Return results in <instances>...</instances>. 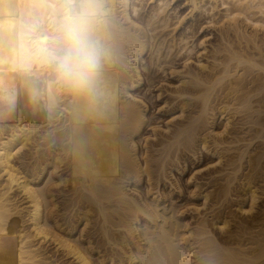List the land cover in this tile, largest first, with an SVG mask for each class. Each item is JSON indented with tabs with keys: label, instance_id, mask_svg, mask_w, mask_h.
<instances>
[{
	"label": "bare ground",
	"instance_id": "1",
	"mask_svg": "<svg viewBox=\"0 0 264 264\" xmlns=\"http://www.w3.org/2000/svg\"><path fill=\"white\" fill-rule=\"evenodd\" d=\"M189 1L192 2L190 7L195 8L192 11L210 14V20H207L210 26L212 22L228 25L222 38H226L230 31L241 32V24L245 22L254 29L264 27V0H221L224 13L222 12L218 22L214 20L217 5L212 6L209 1V8L206 2L203 3L204 0ZM98 3L103 15L95 26L94 35L102 47L101 66L94 90L85 92L59 80L50 66L40 62H32L28 72L21 70L18 58L11 51L15 31L22 23L38 19L43 31L50 36L54 34L50 16L53 9L60 6V0H0V174L3 175V189H0V264H51L46 260L48 257L36 259L39 257L34 252L37 250H34L36 245L32 249L31 244L28 247L24 244L28 237L18 227V217L12 215V211L17 208V205L13 208L15 204L12 205L13 199L9 198L14 188L27 200L29 226H32L34 232L32 235L43 241L51 240L65 255L73 258L76 264H105L106 258L111 264H264V213L254 212L258 214L250 215L249 212L247 219L241 222L242 220L237 221L241 218L236 220L237 213L234 214L236 218H232V214L227 211L229 218L223 208L218 211L222 205L226 207L231 201L234 202L231 195V201L226 199L228 204L224 198L232 190L230 188L233 185L230 184L234 181H240L244 195L250 200L249 211L253 210V205L258 200L257 190L254 189L258 186L254 185L252 175L254 171H257L255 174L264 172L263 52H258L260 58L257 56L259 59L256 60L247 57L250 55L234 54L233 51L228 52L230 55H219L220 52L214 47L213 52L217 51L218 55L211 57L218 63H205L201 60L202 54L198 52L194 64L192 53L197 46L194 47L195 41L194 44L191 43L192 37L187 31L193 26L189 23L191 27L187 24L183 29L176 30L181 19L178 20L180 16L172 15L173 10L168 9L170 2L167 0H98ZM148 3L154 4L147 7ZM230 3L233 8H237L233 9ZM245 11L253 12L257 18H250L244 14ZM175 18L177 22H174ZM204 42L205 40L202 43ZM148 52V61L144 62L143 55ZM205 53L203 54L207 56V52ZM178 57L181 65L176 68L174 61ZM231 62L234 65L246 63V69L242 71L246 74L255 72V67H260L261 72L256 70L258 75L252 74V81H249L250 75H239V66L235 67ZM167 64L171 66V74L174 70L178 71L175 74H179L180 83L178 87L171 88L172 92H169L170 96L164 102L172 104L173 110L178 109L180 120H176L174 128L168 126L165 129L168 134L163 133L165 135L160 138L163 140L156 137L159 142L157 140L155 145L163 147L161 153L142 158L144 156H141L138 144L144 128L149 125L150 116L148 118L145 99L142 100L133 91L145 81L148 88L153 86L156 75L152 77L151 72L154 70V74L155 71L165 73ZM234 67L238 72L233 70ZM142 68L147 72H143ZM245 78L252 84L247 92L244 91L247 88L245 84L249 83ZM220 84L222 86L217 88ZM218 91L221 95L217 94ZM254 91H259L258 96L262 93L261 96L253 95ZM215 94L220 96L215 97ZM157 97L160 98V92ZM220 100L227 101V105ZM233 101L234 106L237 105L233 106L235 114H244V117H240L244 121L230 120L229 117L234 118L235 115L231 108L232 112L229 114L232 115L228 114L227 122L222 126H215L218 114L225 117L226 111H230L229 107H232L229 104ZM221 103L223 105L219 107ZM187 107L190 109L185 114ZM9 120H12V125L7 126L5 123ZM227 132L233 133L232 136L221 137L223 141L218 142V137ZM247 133V138L241 136ZM4 135L6 136L3 137ZM209 137L215 143L211 144L216 145L213 149H209L211 147L207 145ZM241 141L246 142L239 144ZM253 141L259 142V146H254L255 153L253 150L254 154L250 153V157L248 156L249 167L253 172L246 174L243 172L245 167L242 162L246 159L245 154L251 152L252 149L248 148L252 147L250 145ZM226 142L232 146L237 144L234 147L240 145L239 149L244 148L236 156L229 157L232 161L226 158L229 160L227 163L230 162L227 165L230 168L224 164L227 168L216 172L220 175L216 174L218 176L215 180L224 181H220L221 184L216 182L217 186L213 188L216 190L213 192H219L217 188L223 189H220L221 199L224 198L226 203L217 202L220 207L216 206L218 210L213 211L215 215L212 214L211 219L206 215L203 218L201 216L193 227H189L188 221L182 216L183 209H180L174 198H169L170 193L162 192L161 184L159 186L162 178L167 177L166 165L173 158H180L181 155L175 153L178 150L187 149L197 154L206 148L205 150H212V154H216L213 151L218 150L217 146ZM173 149L175 154L172 156ZM28 150L36 151V157L35 154L32 155L34 162L32 170L30 169L33 174L28 170L31 176L23 174L15 162L17 158L25 159ZM226 150L228 152L229 149ZM225 169L227 172H224ZM239 171L245 174L239 175ZM132 185L136 195H133L134 190L132 193H129L132 189L128 191L131 188L128 186ZM59 190L65 193V202L62 203L65 210L73 216L70 217H76L78 222L83 220L86 226L93 225L92 228L98 232L101 238L96 244L98 247H93L90 242L85 246L78 240L81 238H75L79 236L72 235L76 228V222H71L73 219L66 229H61L58 225L59 220L54 215L58 206L54 192ZM234 191L235 189L232 192ZM239 191L242 192V189L238 193ZM215 193H205L203 196L207 200L209 196H215ZM239 195L236 200L242 198ZM238 205V210L246 215L248 210ZM209 206L212 207L210 203ZM258 221L262 222V232L247 237L259 226V223L256 224ZM214 229L219 230L218 236ZM30 239L27 240L30 242ZM101 247H105V254L102 253L104 255L101 254L98 261L94 260L93 251Z\"/></svg>",
	"mask_w": 264,
	"mask_h": 264
},
{
	"label": "rangeland",
	"instance_id": "2",
	"mask_svg": "<svg viewBox=\"0 0 264 264\" xmlns=\"http://www.w3.org/2000/svg\"><path fill=\"white\" fill-rule=\"evenodd\" d=\"M149 2H150V0H148ZM168 2H170L169 3V6H168V9H170V10H173V11H171V13H172V15L173 16H180L179 18H178V20L179 19H181V21H179V23L180 24H178L177 26H178V29L176 28V30H181V29H183L184 27H186L187 26V24H188V26L191 24V26H193V27H191V26H189V27H191V30H187L188 31V34L190 35V37H192V38H190V40H192L191 41V43H193V41H195V44H194V47H196V49L194 48V53H192V57L194 58V59H192V57H191V59H192V62L194 63L195 62V60L197 59L196 58V55L198 56V52L200 53V55H201V60L202 61H204L205 63L207 62V63H212L213 61H216V62H213V63H218L217 62V60L216 59H212L214 56L213 55H218V54H216L217 53V51H216V53L215 52H213V51H215V50H218V53H219V55L221 54V55H230V53H228V52H230V51H233L234 52V54H241V55H250V56H247V57H251V58H255L256 60L257 59H259L260 57L258 56V55H260L259 53H260V51L261 52H263V55H264V27H263V29L262 28H260L259 27V29H258V27L257 28H255L254 29V27H252V25H250L249 23H247V22H245V23H242L241 24V26L242 27H240V30H241V32H232V31H230V35L228 34V36H226V38H222L221 36L223 35L222 33H226V31L228 30V25L226 26H224V24H220V23H216V24H213V23H215V22H212L211 24V26L209 25V23L207 22V20L209 21L210 19V14L209 13H207L206 14V12H205V14H204V12L202 13L201 11H199V10H196V11H192V9H194L195 10V8H191L190 6H192V2L191 1H189V0H167ZM211 3H210V2ZM214 1V2H213ZM154 2H155V0H154ZM207 3V7H209V3L212 5V6H216L217 5V7H215V10H216V15L214 16V20L216 21V22H218V20H221V16L223 15V13H224V10H223V8H222V6L220 5L221 4V0H204L203 1V3ZM213 2V3H212ZM154 3H148V5H147V7L148 6H152ZM213 4H215V5H213ZM231 4V3H230ZM231 7H232V4L230 5ZM210 8V7H209ZM220 8V9H219ZM222 8V9H221ZM233 8V7H232ZM234 8L236 9L237 7L236 6H234ZM233 8V9H234ZM176 9V10H175ZM252 11H254V9L252 10ZM251 11V12H252ZM218 12V13H217ZM223 12V13H222ZM250 12L248 11V12H244V14H246V15H248L249 17L251 16H254L252 13H250ZM203 16H202V15ZM252 14V15H251ZM219 16V17H218ZM256 16H259V14L257 15L256 14ZM264 16V15H263ZM182 17H183V19H182ZM208 17V18H207ZM250 17V18H251ZM255 17V16H254ZM254 17H252V18H254ZM217 18V19H216ZM255 18H257V17H255ZM176 18L174 19V22H177L178 21ZM206 20V21H205ZM202 21H204V22H202ZM182 22V23H181ZM190 23V24H189ZM200 23V24H199ZM205 23V24H204ZM199 24V25H198ZM205 25V27H203L204 25ZM209 26H208V25ZM186 25V26H185ZM207 25V26H206ZM249 26V27H248ZM188 27V28H189ZM201 27H203V28H201ZM227 28V29H226ZM193 29V30H192ZM223 29V30H222ZM239 30V31H240ZM247 30V31H246ZM254 33V34H253ZM237 34V35H236ZM241 34V35H240ZM244 34V35H243ZM219 35V36H218ZM240 37V38H239ZM230 38V39H229ZM234 38V39H233ZM245 38V39H244ZM221 39V40H220ZM254 39V40H253ZM263 39V40H262ZM203 40H205V42L204 43H202L203 42ZM220 40V41H219ZM199 42H201V44L199 43ZM220 42V43H219ZM198 44H200V45H198ZM227 44V45H226ZM240 45V46H239ZM206 46V47H205ZM224 46H226V47H224ZM246 46V47H245ZM207 49V50H203V49H205V48ZM217 48V49H215V50H213V48ZM220 47V48H219ZM241 47V48H240ZM255 47V48H254ZM229 48V49H228ZM232 48V49H231ZM251 48V49H250ZM210 49H212V51L210 50ZM211 51L212 53H209V51ZM220 50V51H219ZM203 51H205V52H207V56L206 55H204V54H206L205 52H203ZM197 52V53H196ZM236 52V53H235ZM259 52V53H258ZM204 53V54H203ZM210 55H209V54ZM225 53V54H224ZM256 53V54H255ZM212 54V55H211ZM233 54V53H232ZM199 55V56H200ZM209 55V56H208ZM256 55V57H253V56H255ZM262 55V54H261ZM144 56V57H143ZM142 57L145 59L144 60V62H147L148 61V57H149V52L148 53H146L145 55H143ZM148 56V57H147ZM211 56H213V57H211ZM209 57V58H208ZM179 58V57H178ZM178 58H176V60L174 61V67H176V68H178V66L180 67V65H181V60H180V58L178 59ZM207 60V61H206ZM212 61V62H211ZM192 63V64H193ZM234 63H236V61L234 62ZM195 64V63H194ZM231 64H233L232 62H231ZM234 65V64H233ZM232 65V66H233ZM245 65L247 66V64L245 63H243L242 65H240V64H235L234 66L235 67H237V66H239V70L236 68L235 69V67H234V71L235 70H238V71H240L239 72V75H240V73H245V72H242V71H245V69H246V67H245ZM245 68H244V67ZM171 68V66L169 65L168 66V64L167 65H165V73L163 72H157V71H155V74H154V70H153V72H151V73H153V76L152 77H154L155 75V77H154V84H153V86H151L150 88H148V86H147V81H145V83H143V85H141V87H137V89H135V91H133L134 92V94L135 95H137L138 97H141V99L142 100H144L146 103H147V106H148V108H146L147 106L145 105L146 103H144V105H145V109H147V113H148V118H149V116H150V118H149V125H147V127H145L144 128V131H143V134H142V136H141V142H139V144H138V150L140 151V153H141V156L143 155L144 157H142V158H146V157H148V156H152V155H159V153H161L160 151L162 150V145L161 146H156L155 144L157 143V140L159 139L160 140V138H162L165 134H163V133H167V131L165 130V129H167V127L169 126V127H171L172 126V128H174L175 126L174 125H176L177 123H176V120H180V113H179V111H178V109H175L174 108V110H173V108H171V107H173V105L171 104V105H168V103H166L165 104V102H164V100L166 101V98L168 99V97L170 96V93L172 92L171 90L173 89V87H178L179 86V80H180V76H179V74H175V71L176 70H174V73H172L171 74V72H170V68ZM173 67V68H174ZM243 67V68H242ZM233 68V67H232ZM240 68L242 69V70H240ZM260 67H255L254 68V71L255 72H253V73H251V74H248L249 72H247V74L245 73V75L247 76V75H250V76H248V77H250V79H249V81H252L251 79L253 78V76H252V74H257L258 75V73H257V71L256 70H258ZM152 69H154V68H152ZM181 69V68H180ZM179 69V70H180ZM244 69V70H243ZM142 70H143V68H142ZM178 70V69H177ZM247 70H248V68H247ZM169 71V72H168ZM233 71V72H234ZM238 71H235V72H238ZM249 71V70H248ZM259 72H261V70L259 69L258 70ZM143 72H147V71H145V70H143ZM178 71H176V73H177ZM234 72V73H235ZM233 73V74H234ZM166 76H165V75ZM238 74V73H237ZM164 75V76H163ZM245 75H243V77L245 76ZM245 76V77H246ZM144 77L146 78V75H144ZM162 77V78H161ZM165 77V78H164ZM248 77H246V78H248ZM252 77V78H251ZM156 78H158V79H156ZM245 78V80L247 81L248 79H246ZM161 79V80H160ZM164 80V81H163ZM158 81H162L161 83L160 82H158ZM249 81H247L248 83H249V85L248 84H245V85H247L243 90L245 91V92H247L248 91V87L250 88V87H252V84H251V82H249ZM251 84V85H250ZM155 85V86H154ZM158 85V86H157ZM222 85L220 84L219 86H217V88H219V87H221ZM152 88V89H151ZM166 88V89H165ZM172 88V89H171ZM251 89V88H250ZM247 90V91H246ZM166 91V92H165ZM150 92V93H149ZM159 92H160V98H158L157 97V95L159 94ZM161 92H163V93H161ZM170 92V93H169ZM257 92H259V91H257ZM257 92L256 91H254L253 92V95H256V97H259V96H261V94L262 93H260V95L258 96V94H257ZM263 92H264V90H263ZM156 93V94H155ZM252 93V92H251ZM217 94H220L221 95V92H219L218 91V93ZM217 94H215L214 96L215 97H218V96H220V95H218L217 96ZM148 97H151V98H148ZM213 97V96H212ZM224 99V98H223ZM227 99V98H226ZM220 101H224L225 103H224V105H227V101H228V99H227V101H225V100H220ZM216 103H219L218 101H215ZM214 102V103H215ZM235 101H233V102H230V106H232V107H229V109H230V111H226V113H225V117H222L221 115H219L218 114V118H217V120H215L216 122H215V126H222V124H224L225 122H227V118H228V116L229 115H232V114H229V113H231L232 111L234 112L233 113V115L235 114V108L233 109V106L235 105V103H234ZM232 103V104H231ZM220 105H221V107H222V105H223V103H221V104H219V107H220ZM228 105V106H229ZM237 106V105H236ZM236 106H234V107H236ZM231 108H232V111H231ZM187 109H190V107L188 108H186V113L185 114H188V110ZM228 109V110H229ZM180 114V115H179ZM229 114V115H228ZM238 114H241V115H238ZM235 116H236V118H235ZM153 117V118H152ZM239 117V118H238ZM240 117L242 118V117H244V114H242V113H236L235 115H234V118H232V116H230L229 117V119L231 118L232 119V121L235 119L236 121H241L242 119H240ZM152 118V119H151ZM175 118V119H174ZM230 119V120H231ZM169 120V121H168ZM171 120V121H170ZM174 122H173V121ZM226 120V121H225ZM244 120H242V122H243ZM171 122V123H170ZM12 123V120H9L7 123H5L7 126H9V125H12L11 124ZM170 123V124H169ZM176 123V124H175ZM219 124V125H218ZM221 124V125H220ZM4 125V124H3ZM153 125V126H152ZM231 127V126H230ZM245 127H247V125L245 126ZM153 129H154V131H153ZM222 129V127L220 128V130ZM231 130V129H230ZM6 131H7V129H6ZM6 131H4L5 133H6V135H7V132ZM160 131V132H159ZM232 132H233V130H231ZM155 132V133H154ZM228 133V134H227ZM227 133H223V134H221L218 138L220 139H216L218 142L219 141H223V138H228L229 136H232V134L233 133H230L229 134V132H227ZM168 134V133H167ZM166 134V135H167ZM227 134V135H226ZM6 135H4L3 137H5ZM154 135V136H153ZM163 135V136H162ZM158 136V137H157ZM225 136V137H224ZM226 136H228V137H226ZM241 136H245V137H243V138H247L246 136H248V133L246 134V135H243V134H241ZM158 139H157V138ZM221 137H223V138H221ZM145 138V139H144ZM147 138V139H146ZM164 139H165V137H164ZM159 140H158V142H159ZM161 140H163V139H161ZM160 140V141H161ZM213 140H215V138H213ZM144 141H145V143H144ZM216 141V142H217ZM211 142H212V138L211 137H209L208 138V142H207V145L209 144V146L211 147V148H209V146H208V148L209 149H213V148H215L216 147V145L215 146H213L212 144H211ZM217 142V143H218ZM241 142H243V143H241ZM239 144H244L246 141H241ZM213 143V142H212ZM216 143V144H217ZM258 143L259 142H256V141H253V144H251L250 146H252V147H250V148H248L249 150L250 149H252V150H250L251 152H249V153H247V154H245V156H244V158H246V159H243V166L245 167H242V169L244 168V170L245 171H243V172H245L246 174H249V172L251 173V172H253V170H251V168L249 167V162H248V160H249V157H250V153L252 154L253 152L255 153V151L256 150H254L253 148H255V147H258L259 145H258ZM211 144V145H210ZM213 144H215V143H213ZM226 146H225V145ZM238 144V145H239ZM222 144H220L219 146L221 147H219V146H217V148H218V150L219 149H221L220 151H218L217 149L215 150V151H213V153H216V154H212V150H205V149H201V150H203V151H201L200 150V152H197V154H195V153H193L192 151H190V150H187V149H182V150H178V153H177V151L175 152L177 155H181L180 156V158L179 159H176V157H175V159L173 158V161H171L172 159H169V161H171V162H169V164L167 163V165H166V173H167V177L166 178H162V180H161V182L159 183V186H160V184H161V186H160V188L162 189V192L163 191H165V192H168V193H170V195H169V198H174V201L176 202V204H178L181 208V210L183 209V214H182V216H183V218L186 220V221H188V223H189V227H193L196 223H195V221L197 222L198 220H199V218L201 219V216H202V218H203V216H205L206 215V217L207 218H209V219H211V215L213 214V215H215V213H213V211H217L218 210V206L220 207V203H226L225 201H227V200H230V198H231V196H233L231 199L232 200H234V202H235V204H234V202L233 201H231L230 203H232V205L229 203L228 204V202L229 201H227V204H228V206L230 205V206H232V207H228L227 205H226V207L227 208H229V209H232V212H231V210L229 211V209H227L226 207H224L225 205H222L221 206V208H219V210L218 211H221L220 209H222L225 213L228 211L229 212V214H232L231 215V217L233 218L234 217V214H236L237 213V218H236V216L234 217V218H236V220L237 219H239V218H241L240 220H237V221H241V222H243V219L245 220V219H247L246 217L250 214V215H252V214H258V213H264V175L262 176V174L261 173H263L264 174V172H259L258 174H255L257 171H254L253 172V175H255V176H253L252 175V181H253V183H254V185L255 186H258V187H254V189L255 190H257V193H258V200L256 201L257 203H254L255 205H253L254 206V208H253V210H251V211H249V209L250 208H248V206H250V200L249 199H247V197L244 195V190H243V187H240V181L238 182V181H234L232 184H230L231 186L233 185V187H231L230 189H232V190H229L230 192H227V195H225V201H224V198L223 199H221L222 198V196H221V192H220V189L221 188H217V190H219V192L218 191H216V193L215 192H213V191H215V190H213V188H215L216 186H217V183H218V181H219V183L221 184L222 182H220V181H224V180H218V181H216L217 179V176L218 175H220L219 173H216L218 170H222L223 168H225L227 165H228V163H230V162H228L227 163V160L229 159V157H231V156H233V155H237L239 152H240V150L241 151H244V148L242 149H239L238 147L240 146H238V147H234V146H237V144H234L233 146H232V144L230 145V143L229 142H226V143H223V145L221 146ZM228 145H230V146H232V147H228ZM257 145V146H256ZM255 146V147H254ZM159 147H161V149L159 148ZM229 149L228 150V152H227V150L226 149ZM231 148H235L234 150H231ZM148 151H147V150ZM158 151H157V150ZM223 149V150H222ZM155 150V151H154ZM224 150H226V152H224ZM235 150H237V152L235 153L234 151ZM254 150V151H253ZM33 151V152H32ZM142 151H144V152H142ZM157 151V152H156ZM172 151H175L174 149L173 150H171V152ZM184 151H185V153H184ZM188 151V152H187ZM253 151V152H252ZM33 154H32V153ZM35 152L36 151H34V150H28V152H26V154H25V159H23V158H17V159H15V162H16V166L20 169V171L21 172H24L23 174H27L26 176H31V174L29 173V171L28 170H30L31 169V167L33 166V162H34V156L36 157V154H35ZM170 152V153H171ZM219 152V153H218ZM143 153V154H142ZM173 153L174 152H172V156H173ZM174 153V154H175ZM227 153V154H226ZM232 153H234V154H232ZM253 153V154H254ZM35 154V155H34ZM199 154V155H198ZM32 155H34V156H32ZM145 155H147L146 157H145ZM195 155V156H194ZM219 155V156H218ZM220 155H222V156H220ZM227 155V156H226ZM28 156V157H27ZM30 156V157H29ZM31 156H32V158H31ZM150 156V157H151ZM234 156V157H235ZM249 156V157H248ZM219 157V158H218ZM222 157V158H221ZM234 157H232V159H234ZM226 158H228V159H226ZM29 159V160H28ZM226 159V160H225ZM186 162H185V161ZM222 161V162H218V161ZM229 160H231V159H229ZM228 160V161H229ZM232 161V160H231ZM28 162H31V163H28ZM224 162V163H223ZM19 163V164H18ZM22 163V164H21ZM187 163V164H186ZM248 163V164H247ZM31 166H30V165ZM226 166H225V165ZM28 165V166H27ZM223 165H224V167H223ZM246 165H247V167H246ZM28 167V168H27ZM168 167V168H167ZM184 167V168H183ZM228 168H230V165L229 166H227ZM226 167V168H227ZM248 168V169H247ZM150 169H152L151 167H150ZM178 169V170H177ZM180 169V170H179ZM250 169V170H249ZM32 170V169H31ZM31 170H30V172H31ZM26 171V172H25ZM213 171H215V173L213 172ZM261 171V170H260ZM264 171V170H263ZM224 172H227V170L225 169V171ZM223 172V173H224ZM242 171H241V173L242 174H245V173H243ZM32 174H33V172H31ZM240 173V171H239V175L241 174ZM211 174H212V176H211ZM216 174H218V175H216ZM259 174H261L260 176H259ZM216 175V176H215ZM259 176V178H257ZM1 177H2V179H1ZM213 177V178H212ZM257 178V179H255V178ZM261 177V178H260ZM191 178V179H190ZM243 178V177H242ZM216 179V180H215ZM239 180V179H238ZM247 180H244V182H246ZM256 182V184H255V182ZM263 181V182H262ZM3 175H2V173L0 174V189L2 190L3 188L1 187L2 185H3ZM217 182V183H216ZM237 182V183H236ZM1 183H2V185H1ZM166 183V184H165ZM171 183V184H170ZM224 183V182H223ZM235 183V184H234ZM239 183V184H238ZM177 184V185H176ZM197 184V185H196ZM224 184H226V181H225V183ZM237 184V186H235ZM260 184V185H259ZM171 185V186H170ZM179 185V186H178ZM196 185V186H195ZM253 185V184H252ZM134 185H132V186H128V188H130V189H128V191L129 190H131V192H129V193H132V191L134 190V192H133V195L135 194L136 195V190L135 189H133V188H135V187H133ZM174 186V187H173ZM200 186V187H199ZM61 187V186H60ZM164 188V189H163ZM16 188H14V190H13V192H11L10 193V196H9V198L10 199H13V203H11L12 205L13 204H15V205H13V208H16L15 209V211H12V212H14L15 213V215H14V213L12 214L14 217H18L17 219L19 220V223H18V227L21 229V231H23V233L22 234H25L28 238L27 239H30V242L26 239V243H24L25 244V246H29V244H31L30 245V247L32 248V249H34V247H35V245H36V247L37 248H35L34 250H36V251H34L35 252V254H39V257H37L36 259H43V258H47L46 260L47 261H49V262H51V264H76V262L73 260V258H71V257H69L68 255H65V253L60 249V248H58L57 246H56V244L54 243V242H52L51 240H44L43 241V239L42 240H40L41 238H39L38 236L36 237L35 235L33 236L32 235V233H34L33 232V230L31 229V227L32 226H29V225H31L30 224V222H29V216H28V203H27V200L26 199H24V197H23V195L19 192V191H17V190H15ZM235 189V191L234 192H232L233 190ZM239 189H242V192H240L239 191V193H238V190ZM210 190H212L211 192H209ZM223 189H221V191H222ZM206 191H208V192H206ZM259 191V192H258ZM1 192V191H0ZM209 193L210 195H211V193L213 194V193H215V196H209L208 198H207V200H209V201H211V202H207V200H205V197L203 196V194H205V193ZM217 192H218V194H217ZM57 196H55V200H56V203H57V207H56V212H54V215H55V217H56V219H58L57 221L59 222L58 223V225L60 226V227H62L61 229H66V228H68V227H70L69 226V223H71V222H76V228L73 230V232H72V235L75 237L76 235L77 236H79V237H75L76 239H78V238H81V239H78L81 243H83L85 246H87L88 244L87 243H92V246L94 247H98L97 245H98V242L100 241V239L101 238H99L100 236H99V234H98V232H96L95 231V229L94 228H92L93 227V225L90 227L89 225H87L86 226V224H85V222L83 221V220H80L79 222L77 221V219H76V217H74V218H71V217H73L71 214H70V212L68 211V210H65V208L63 207V203L65 202V201H63V199H65L64 197H65V193L63 192V191H56V192H54ZM171 193H172V195H171ZM228 193H229V196H228ZM21 194V195H20ZM235 194V195H234ZM240 194V195H239ZM242 194V195H241ZM216 195H217V197H216ZM231 195V196H230ZM238 195L239 196H242V198L241 197H239V198H241V199H237L236 200V198L238 197ZM262 195H263V197H262ZM64 196V197H63ZM219 196H221V197H219ZM229 198H227V197ZM237 196V197H236ZM261 196V197H260ZM204 197V198H203ZM216 197V198H215ZM219 197V198H218ZM219 199V200H216V199ZM245 198V199H244ZM61 199V200H60ZM211 199V200H210ZM227 199V200H226ZM205 200V205L203 204V201ZM221 200H223V201H221ZM241 200V201H240ZM244 200V201H243ZM216 201V202H215ZM220 201V203H217V202H219ZM240 201V202H239ZM63 202V203H62ZM215 203V204H218V205H215V204H213V203ZM250 202V203H249ZM263 202V203H262ZM209 203H210V205L212 206V207H210L209 206ZM212 203V204H211ZM244 203V204H243ZM62 204V205H61ZM238 204H240V205H242L244 208H245V210H248V212H247V214L246 215H242L243 213H241L239 210H238ZM17 205V206H16ZM185 205V206H184ZM213 205H215V206H213ZM235 207H234V206ZM245 205V206H244ZM16 206V207H15ZM211 208H209V207ZM217 206V207H216ZM25 207H27V208H25ZM213 207H216V209H213ZM21 208V209H20ZM23 208V209H22ZM195 208V209H194ZM197 208V209H196ZM208 208V210H206ZM224 208H225V210H224ZM247 208V209H246ZM61 209V210H60ZM199 209V210H198ZM205 209V210H204ZM209 209L211 210L210 212H211V214H210V212H209ZM14 210V209H13ZM194 210V211H193ZM196 210H198V211H196ZM236 210V211H235ZM66 211V212H65ZM16 212H18L17 214H19V215H17L16 214ZM227 212V213H228ZM250 212V213H249ZM254 212H258V213H254ZM24 213V214H23ZM202 213V214H201ZM226 213V216H228L229 218H230V216H229V214H227ZM249 213V214H248ZM252 213V214H251ZM66 214V215H65ZM68 214H69V216H68ZM199 214V215H198ZM210 214V215H209ZM26 215H27V217H26ZM70 215H71V217H70ZM209 215V216H208ZM239 215V216H238ZM241 215V216H240ZM63 216H65V217H63ZM197 216V217H196ZM244 216V217H243ZM192 217V218H191ZM70 218V219H69ZM190 218V219H189ZM73 219V221H71V222H69L70 220H72ZM67 220V221H66ZM75 220V221H74ZM241 222L239 223V224H241ZM259 223V224H258ZM261 223L262 222H260V221H258V222H256V224H258L259 226H257V228H259V229H257V228H254L253 229V233L252 234H250V235H246L247 237H250L251 235H255L256 233H260V232H262L260 229H263V227L261 228ZM68 224V225H67ZM22 225V226H21ZM233 226H235L234 224H232ZM22 228H21V227ZM24 226V227H23ZM27 226V227H26ZM86 227V228H85ZM27 228V229H26ZM23 229V230H22ZM25 229V230H24ZM92 229V230H91ZM29 230H31V231H29ZM83 231V232H82ZM219 230L218 229H214V232H215V234L218 236L219 235V233L220 232H218ZM216 232H218V233H216ZM255 232V233H254ZM85 233V234H84ZM95 233H97V234H95ZM25 235H23V236H25ZM90 235V236H89ZM96 235V236H95ZM25 236V237H26ZM33 238H32V237ZM91 236H93L94 237V240H93V238L91 237ZM36 237V238H35ZM92 239H91V238ZM96 237V238H95ZM87 238V239H86ZM37 239V240H36ZM96 239H98L97 241H96ZM36 240V241H35ZM42 241V242H40V241ZM91 240V241H90ZM29 243H28V242ZM31 242H33V244L31 243ZM38 242V243H37ZM40 242V243H39ZM50 242V243H49ZM96 242V243H95ZM40 244V245H39ZM41 244H43V245H41ZM45 244H47V245H45ZM94 244V245H93ZM97 244V245H96ZM27 246V247H28ZM34 246V247H33ZM55 247V248H54ZM58 249H59V251H58ZM102 249V250H101ZM99 250V251H98ZM103 250H105L106 251V249H105V247L104 248H99V249H97V250H94L93 251V258H94V260H99V257L101 256V254L102 253H104L103 252ZM51 251V252H50ZM52 251H53V253H52ZM96 252V253H95ZM40 253H42V255L40 254ZM62 254V255H61ZM105 254V253H104ZM104 254H102V255H104ZM48 255V256H47ZM194 255V254H193ZM66 256V257H65ZM41 257V258H40ZM50 257V258H49ZM106 263L105 264H111V263H109V259L108 258H106ZM58 261V262H57ZM34 264V263H33ZM35 264H37V263H35ZM114 264H116V263H114ZM124 264V263H123Z\"/></svg>",
	"mask_w": 264,
	"mask_h": 264
},
{
	"label": "clouds",
	"instance_id": "3",
	"mask_svg": "<svg viewBox=\"0 0 264 264\" xmlns=\"http://www.w3.org/2000/svg\"><path fill=\"white\" fill-rule=\"evenodd\" d=\"M102 15L98 0H60L50 16L53 35L42 30L38 19L22 23L11 42L20 69L28 72L32 62H40L70 87L92 92L102 56L94 29Z\"/></svg>",
	"mask_w": 264,
	"mask_h": 264
}]
</instances>
